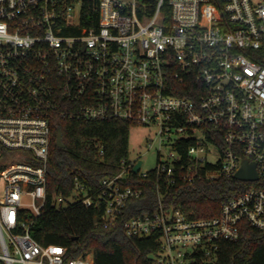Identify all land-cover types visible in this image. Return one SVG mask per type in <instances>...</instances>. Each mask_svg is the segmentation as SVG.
I'll use <instances>...</instances> for the list:
<instances>
[{
  "label": "built area",
  "instance_id": "built-area-1",
  "mask_svg": "<svg viewBox=\"0 0 264 264\" xmlns=\"http://www.w3.org/2000/svg\"><path fill=\"white\" fill-rule=\"evenodd\" d=\"M87 1L0 0V264H94L30 231L60 119L157 127L155 169L122 159L97 195L76 178L51 202L103 204L98 224L115 228L154 175L155 207L124 222L128 238L157 236L154 264L214 259L244 222L264 231V0H98L83 25ZM245 160L256 179L236 178ZM222 176L242 183L217 215L167 203L177 185Z\"/></svg>",
  "mask_w": 264,
  "mask_h": 264
},
{
  "label": "trees",
  "instance_id": "trees-1",
  "mask_svg": "<svg viewBox=\"0 0 264 264\" xmlns=\"http://www.w3.org/2000/svg\"><path fill=\"white\" fill-rule=\"evenodd\" d=\"M97 2H86L83 25H90L89 15L97 21V11L93 9ZM130 126L115 120L60 119L56 122L55 133L61 129L65 146L57 147L54 138L47 169L46 211L33 221L30 229L39 243L66 248V259L91 253L94 264L155 263L159 251L156 235L128 238L124 233V222L129 217L155 207L157 179L154 175L141 181L145 193L136 202L138 208L126 214L115 228L104 229L98 224L104 213L103 204L87 207L82 202H75L62 210L51 205L56 195L71 194L76 178L97 195L101 180L118 173L122 159H129ZM241 183L225 176L183 183L170 190L167 203L175 202L185 210H195L199 217H211L217 215L223 199L241 188ZM144 204L148 208L141 206ZM24 217L31 219L29 214ZM241 227L242 235L237 241L219 242L214 259L206 258L198 251L187 264H264V231L247 222Z\"/></svg>",
  "mask_w": 264,
  "mask_h": 264
},
{
  "label": "rangeland",
  "instance_id": "rangeland-1",
  "mask_svg": "<svg viewBox=\"0 0 264 264\" xmlns=\"http://www.w3.org/2000/svg\"><path fill=\"white\" fill-rule=\"evenodd\" d=\"M156 136L157 127L155 126L131 125L129 128V158L140 157L143 160L141 168L143 172L155 169L159 162L160 145ZM2 195L3 184L0 183V197Z\"/></svg>",
  "mask_w": 264,
  "mask_h": 264
},
{
  "label": "water",
  "instance_id": "water-1",
  "mask_svg": "<svg viewBox=\"0 0 264 264\" xmlns=\"http://www.w3.org/2000/svg\"><path fill=\"white\" fill-rule=\"evenodd\" d=\"M56 146L59 148H63L65 146L63 139H62L61 129L57 130ZM141 163L142 162L140 161L135 165L133 169L134 172H137L140 169ZM243 164L244 165L242 166V168L236 173V178L240 180L256 179L257 178V174L255 171L256 165L254 163H249L247 160H245Z\"/></svg>",
  "mask_w": 264,
  "mask_h": 264
}]
</instances>
